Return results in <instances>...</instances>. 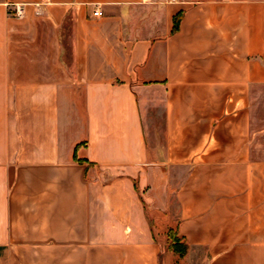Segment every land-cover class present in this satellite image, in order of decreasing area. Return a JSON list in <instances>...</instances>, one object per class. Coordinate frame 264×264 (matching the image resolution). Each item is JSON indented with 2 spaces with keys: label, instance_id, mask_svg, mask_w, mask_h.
<instances>
[{
  "label": "crops",
  "instance_id": "obj_1",
  "mask_svg": "<svg viewBox=\"0 0 264 264\" xmlns=\"http://www.w3.org/2000/svg\"><path fill=\"white\" fill-rule=\"evenodd\" d=\"M168 226L264 264V0H0V264H165Z\"/></svg>",
  "mask_w": 264,
  "mask_h": 264
},
{
  "label": "rangeland",
  "instance_id": "obj_2",
  "mask_svg": "<svg viewBox=\"0 0 264 264\" xmlns=\"http://www.w3.org/2000/svg\"><path fill=\"white\" fill-rule=\"evenodd\" d=\"M49 30V28H48ZM163 220V217L161 218ZM161 220V221H162ZM165 221V220H164ZM163 221V224H161L162 226L165 227L166 223ZM168 230L165 229L167 232V236H159L161 238V240H163L164 242V247L168 252L167 254H165V264H184L182 260H180L178 258V256H181L179 253H177L173 248H174V244L177 246V248H181L182 251H185L186 255L188 253L189 247L187 248L186 246L183 245V243H180L178 238L174 235V226H168ZM167 240H166V239ZM182 255V256H184Z\"/></svg>",
  "mask_w": 264,
  "mask_h": 264
},
{
  "label": "built area",
  "instance_id": "obj_3",
  "mask_svg": "<svg viewBox=\"0 0 264 264\" xmlns=\"http://www.w3.org/2000/svg\"><path fill=\"white\" fill-rule=\"evenodd\" d=\"M14 13L19 18L23 17L24 16V9H23V7L21 5H17ZM94 14L95 15H101L102 14V11L100 9H97V10H95Z\"/></svg>",
  "mask_w": 264,
  "mask_h": 264
},
{
  "label": "trees",
  "instance_id": "obj_4",
  "mask_svg": "<svg viewBox=\"0 0 264 264\" xmlns=\"http://www.w3.org/2000/svg\"><path fill=\"white\" fill-rule=\"evenodd\" d=\"M178 26V22L176 21V27ZM174 230V235L178 238L179 242L180 243H183L184 246H186L188 248V245L186 243H184L177 235H176V232H175V229ZM176 244V243H175ZM174 244V250L179 253L181 256L185 254V251H182L181 248H177V246Z\"/></svg>",
  "mask_w": 264,
  "mask_h": 264
}]
</instances>
